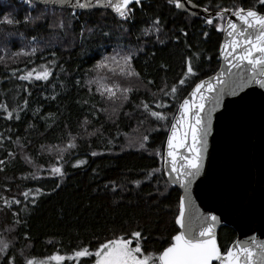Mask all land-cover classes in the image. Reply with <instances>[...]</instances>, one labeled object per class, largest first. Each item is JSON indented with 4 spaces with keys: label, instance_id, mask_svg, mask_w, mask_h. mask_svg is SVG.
I'll list each match as a JSON object with an SVG mask.
<instances>
[{
    "label": "trees",
    "instance_id": "1",
    "mask_svg": "<svg viewBox=\"0 0 264 264\" xmlns=\"http://www.w3.org/2000/svg\"><path fill=\"white\" fill-rule=\"evenodd\" d=\"M190 1L213 13L214 24L180 12L165 0L130 6L127 21L109 11L73 12L0 1V101L9 111L16 109L7 119L0 111V240L8 244L0 264H8V258L25 264L54 254L68 256L85 246L93 250L133 230L142 232L143 247L154 255L170 243L178 231L174 218L180 192L167 183L161 154L172 114L196 83L219 68L222 31L215 24L223 28L224 18L217 19L216 11L254 3ZM40 12L46 19L24 24L25 15ZM5 18L14 23L4 24ZM156 19L159 31L144 35ZM60 24L62 28L56 27ZM32 48L33 55L13 56ZM128 51L134 53L130 60L138 78L121 76L116 63L94 67L102 56ZM185 57L191 58L196 75L177 85L176 97L170 99L164 92L185 75ZM41 63L51 69L48 80L17 78ZM105 84L130 88L128 98L117 91L115 99H106L107 93L98 91ZM157 100L167 107H156ZM141 101L152 111L167 113L166 124L148 115ZM69 141L75 147L69 148ZM79 159L85 163L73 167ZM53 166L63 175H54ZM36 188L41 193L33 203ZM235 238L228 226L217 231L222 251ZM93 259L62 264H91Z\"/></svg>",
    "mask_w": 264,
    "mask_h": 264
},
{
    "label": "snow or ice",
    "instance_id": "2",
    "mask_svg": "<svg viewBox=\"0 0 264 264\" xmlns=\"http://www.w3.org/2000/svg\"><path fill=\"white\" fill-rule=\"evenodd\" d=\"M42 2L47 3L48 0H42ZM58 2L68 4V0H58ZM22 3L30 8L34 6L32 0H22ZM168 3L174 5L177 9L184 7L181 0H168ZM130 4L139 7L142 0H95V7L110 8L117 18L124 21L131 19L132 9L129 7ZM256 5L264 8V0H254L253 5L248 8L235 4L231 8H220L216 11L215 17L217 19H223L228 13H231L238 22L224 19L223 28L220 23L215 24L216 30L218 32L223 31L226 36L225 42L220 44L219 57L222 67L224 64L228 66L227 79H221V76L224 75L221 71L207 80H200L188 95L176 105L177 111L172 114L171 126L167 129V144L161 155L171 160V171H165L164 175L169 180L175 177L174 182L184 189V195L179 200L178 213L174 218L179 231L171 235L170 243L155 255L143 247L141 242L144 239L142 232L133 230L130 236H114L112 239L100 243L93 250H90L87 246L75 250L68 255L67 259L69 261L73 258L79 261L82 257H94L91 264H264V244H256L255 238H252V243L259 248V255H256L253 248L247 244H236L222 251L218 247L213 231L217 223L216 216L206 217L201 226L195 231L191 226L186 228L184 221L186 213L185 200L187 199L189 204L191 202L188 189L192 179L200 174L203 166V151L207 147L208 136L211 132L212 114L219 108L222 97L225 95L236 96L237 93L243 92L245 88L252 84L259 89H264V13H261ZM192 6L195 7L196 5L193 4ZM69 7L85 10L93 8L94 4L93 0H75L74 3L69 4ZM203 10L207 11L206 8ZM43 19H46V16L43 12H40L35 17L30 14L25 15L23 22L28 25ZM2 22L8 25L14 23L12 18H5ZM204 22L208 25L214 24L211 17H205ZM56 27L62 28L63 25H56ZM149 31H159L158 19L153 20L149 25V29L143 30V34L148 35ZM181 34L186 35L183 30H181ZM105 35H108V33H105ZM204 35L207 36V33H204ZM35 51V48L30 49L29 52L20 50L13 53V56H29L33 55ZM133 54L132 51H128L127 54L102 56L94 67L97 69L108 68L109 62H112L120 66L119 74L121 76H136L138 78V74L135 73L131 65L130 58ZM192 55L197 56V53ZM197 58L199 57L197 56ZM204 58L207 59V57ZM185 66V75L171 87L169 92H164V95L170 96V99L176 97L177 85H184L188 77L196 75V69L190 57H185ZM232 69L238 71L233 74ZM50 74L51 69L41 63L38 67L26 71L24 75H19L17 78L21 81H46ZM130 90L128 87H119L116 84L111 86L105 84L102 88H98L102 96L107 93L106 99H115L117 91L122 92L123 98L127 99V93ZM161 91L163 92V89ZM141 104L148 115L160 123L166 124L167 113L152 111L149 105L143 101H141ZM156 107H167V105L161 104L157 100ZM0 111L5 114L7 119L11 117L12 112L16 109L9 111L8 107L0 101ZM143 139L146 141L148 137L145 136ZM68 147L72 148L75 145L69 141ZM141 147H143V144H141ZM91 155L95 156L96 153L92 152ZM84 163L83 160H77L73 166ZM165 163L167 164L168 161L165 160ZM51 172L56 176L63 175L60 167L53 166ZM151 174L149 173V175ZM132 183L138 185L140 181H133ZM57 187H59V184H57ZM113 191H115L114 185ZM40 193L41 189L36 188L33 193V203H35V196ZM21 195L27 198L29 193L23 192ZM14 202L16 204L20 203L19 200ZM7 205L8 201H5V206ZM13 215L15 216L16 213H13ZM18 222V220L13 221V223ZM7 248L8 244L0 240V255H3ZM50 259L61 261L65 258L54 254ZM8 264H14L12 258H8ZM25 264H33V261L26 260Z\"/></svg>",
    "mask_w": 264,
    "mask_h": 264
},
{
    "label": "water",
    "instance_id": "3",
    "mask_svg": "<svg viewBox=\"0 0 264 264\" xmlns=\"http://www.w3.org/2000/svg\"><path fill=\"white\" fill-rule=\"evenodd\" d=\"M145 1L150 0H142ZM74 2L75 0H68V4H61L58 0H48L47 3L32 0L33 5L50 9L73 12L101 10L109 11L115 16L110 8L95 7V0L94 7L85 10L70 8L69 4ZM181 3L184 4L183 8L175 7L180 12L195 18L214 17L213 13L204 11V8L192 1L181 0ZM193 4L196 6L193 7ZM132 5L134 4L129 7ZM225 19L237 22L230 13ZM225 40L226 36L222 31L220 44ZM219 51L220 45L218 55ZM221 71L224 73L221 79H227L228 66L224 64L222 67L219 57L218 70L202 80L216 76ZM237 71L232 69L233 74ZM166 144L167 137L164 148ZM165 160L168 161L167 164ZM202 164L200 174L192 179L188 189L190 204L185 200V227L191 226L195 231L206 217L214 215L217 217L213 229L215 239L218 229L228 226L236 234L229 247L247 244L259 255V248L253 245L252 238H255L256 244H264V89L252 84L236 96L222 97L219 108L212 114L211 132L203 151ZM162 167L163 174L171 171L170 158L163 156ZM164 177L171 187L180 192V197L184 195V189L174 182L175 177L172 180L165 175Z\"/></svg>",
    "mask_w": 264,
    "mask_h": 264
},
{
    "label": "rangeland",
    "instance_id": "4",
    "mask_svg": "<svg viewBox=\"0 0 264 264\" xmlns=\"http://www.w3.org/2000/svg\"><path fill=\"white\" fill-rule=\"evenodd\" d=\"M20 1H22V0H20ZM225 18H226V17H225ZM225 18H224V19H225ZM223 24H224V23H223ZM34 68H35V67H34ZM30 70H31V69H30ZM79 160H83V161H85V159H79ZM75 164H76V161L72 164V166L75 165ZM73 167H74V166H73ZM55 255H56V254H55ZM52 256H53V255H51V256H49V257L41 258V259H33L32 261H33V264H62L63 261L68 260V259H67L68 256H62V257L65 258L64 260H61V261H53V260L50 259ZM59 256H61V255H59ZM71 261H76V259L73 258V260H71Z\"/></svg>",
    "mask_w": 264,
    "mask_h": 264
}]
</instances>
